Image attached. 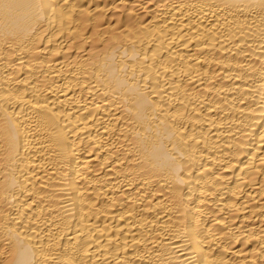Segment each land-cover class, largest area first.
<instances>
[{"label": "bare ground", "instance_id": "1", "mask_svg": "<svg viewBox=\"0 0 264 264\" xmlns=\"http://www.w3.org/2000/svg\"><path fill=\"white\" fill-rule=\"evenodd\" d=\"M0 264H264V0H0Z\"/></svg>", "mask_w": 264, "mask_h": 264}]
</instances>
